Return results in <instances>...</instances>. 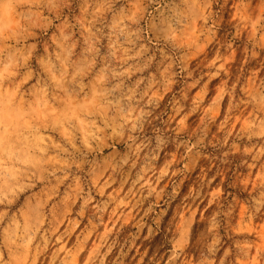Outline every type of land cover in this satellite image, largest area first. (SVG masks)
<instances>
[{
    "label": "clouds",
    "instance_id": "obj_1",
    "mask_svg": "<svg viewBox=\"0 0 264 264\" xmlns=\"http://www.w3.org/2000/svg\"><path fill=\"white\" fill-rule=\"evenodd\" d=\"M228 4L0 0V264H264V0ZM217 46L247 51L239 80L211 66L214 115L178 89ZM68 216L86 225L71 250Z\"/></svg>",
    "mask_w": 264,
    "mask_h": 264
},
{
    "label": "rangeland",
    "instance_id": "obj_2",
    "mask_svg": "<svg viewBox=\"0 0 264 264\" xmlns=\"http://www.w3.org/2000/svg\"><path fill=\"white\" fill-rule=\"evenodd\" d=\"M228 7H234V0H229V4L226 5ZM227 17V14H226ZM230 18V17H227ZM206 48L208 46H205ZM241 51H247V47L245 46L243 49H240L238 47H233L232 51L226 52L224 49L220 48L219 46L216 47L215 51L212 52L210 55L206 52L203 56H197L193 54L192 56L188 57L191 61V71L189 72L190 77H194V79H190L187 82V85L190 89H192L191 93L184 92V85L181 84L180 89L178 91L183 92L184 95H191L193 100H199L201 98L205 99L207 101V107L205 108V111H212L213 114H217L219 109H214L213 105L216 104L217 97L220 95V93L223 91V87L225 83H227L226 80H221L217 77V73L214 69L211 68V66L219 61L221 57H223V65L221 67H227L230 74L234 75L237 80H239L244 72V66L245 61L241 57ZM231 66V67H229ZM262 70L259 67H251L248 69L249 72V79L251 78V74H257L261 73ZM264 78V77H259ZM192 116L191 112L185 113L184 116H181L177 122H182L188 120ZM200 119H203L201 116ZM237 120L240 119V117L236 118ZM172 159H176V153L172 154ZM201 170H203L206 165L201 164L200 165ZM226 179V176H221V180ZM180 184L183 186L185 184V178H180ZM194 185H187L184 187L183 194L181 195L180 199H178L174 204L171 205V211L169 214V222H175L177 226H179L181 220L185 218L189 214V206L187 201V196L191 190V188ZM165 188L168 187V184L166 183L164 185ZM216 189H213V192H215ZM119 186L113 188L109 195H112V193L119 194ZM246 209V205L243 201L240 202L239 208H238V223L241 222L244 218V212ZM167 209H157L156 211H166ZM131 211V210H130ZM192 211H198L199 213H204L205 208H198L193 209ZM139 219V217H137ZM129 221L126 220L125 223H128ZM79 223V218L75 216H68L61 225V232H66L69 234L68 239L66 240L68 248L71 250L74 248V246L78 245L79 243V237L80 233L83 231L86 225L80 224L79 228H76L75 225ZM259 224V227L264 230V221H258L256 222ZM103 233L101 232V235ZM97 244V241L93 239L92 241V247L89 249V251L92 250ZM64 245H61L63 247ZM163 245L159 242L155 243L154 245H137V253H134V256L136 259H140L145 253H150L152 257H155L157 254L164 255V252H161V248ZM189 261L193 259L191 255L187 257ZM73 262L74 264H86L85 260H79L77 261L75 255L73 256ZM157 264H160L159 261H157Z\"/></svg>",
    "mask_w": 264,
    "mask_h": 264
}]
</instances>
